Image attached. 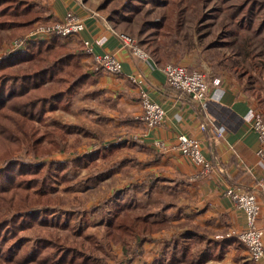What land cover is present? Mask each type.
<instances>
[{"label": "trees", "instance_id": "1", "mask_svg": "<svg viewBox=\"0 0 264 264\" xmlns=\"http://www.w3.org/2000/svg\"><path fill=\"white\" fill-rule=\"evenodd\" d=\"M151 1L148 0L153 4ZM237 1L218 6L214 11L226 10L231 17L229 24L221 23L226 26L227 35L247 39L240 32L243 22L249 21L247 28L250 29L252 19L264 3ZM141 2L101 0L98 8L106 11L111 21L117 19V25L122 11L140 12ZM155 5L162 10L158 20L144 21L147 28L155 30V35L165 27L171 29V25L179 28L187 10L198 11L202 20L205 17L200 0H155ZM45 8L43 0H0V47L5 37L8 40L22 37L35 23L48 22L50 14H44ZM263 24L262 20L252 29L254 37L260 35ZM65 39L53 35L47 40H33L24 49L13 50L0 60V264H133L142 242L168 223L165 203L137 211L130 208L135 189L141 185L128 189L129 195L125 193L128 185L114 189L106 198L111 208L100 220L102 236L85 231L89 226L86 220L89 210L80 211L81 218L72 220L76 210L59 217L55 209L58 206L53 197L56 180H68L70 171L82 169L88 171L85 180L97 182L119 166L116 163L109 169L97 166L96 160L103 157V147L62 162L42 159L56 150H65L68 146L63 140L69 133L81 132L86 136L89 131L85 126L54 119L47 123L50 128L45 134H39L35 126L49 112L68 109L76 92L94 82L95 71L80 62L86 53L84 44H71ZM256 98L257 106L264 112V95ZM96 166L98 170L94 169ZM69 185L68 188H73L74 183ZM36 223L69 228L74 238L37 233L29 239L22 234ZM201 238L193 228L179 232L152 261L144 264H207L209 259H219L225 245L205 240L200 246ZM118 243L122 244L123 253L119 259L111 255L113 245ZM111 256L113 263L108 261Z\"/></svg>", "mask_w": 264, "mask_h": 264}, {"label": "crops", "instance_id": "2", "mask_svg": "<svg viewBox=\"0 0 264 264\" xmlns=\"http://www.w3.org/2000/svg\"><path fill=\"white\" fill-rule=\"evenodd\" d=\"M43 2L50 14L49 21L60 20L67 11H73L82 17L84 29L76 35L79 41H88L94 54L111 52L121 62L118 73L93 67L94 82L83 91V99L82 95H76L75 98L97 102L103 116L111 119L121 130L128 129V133L120 135L126 138L124 142L111 145V149L118 148L122 152L125 148L131 149L132 155L123 157L121 163H118L123 167L130 163L133 172L132 177L129 180L126 178L123 183L125 186L128 181L138 183L135 185H141V188H136L135 191L143 190L146 200L152 197L157 200L162 198V203L166 204L164 212L168 223L142 242L140 253L135 255L132 263L152 261L164 244L176 234L193 228L203 237L199 242L200 246L205 240L225 245L222 256L207 260V264H264V252L256 263L248 259L246 247L234 235L245 226L244 212L223 194L227 187L254 192L260 205L258 223L263 231L264 247V183L262 187L259 186L263 172L256 155L259 141L249 122L242 119L249 109L259 108L256 95L250 89L241 87L228 74L219 71L217 77L221 79L222 93L219 99L203 103L193 100L187 93L167 84L162 71L164 64L152 58L148 61L140 60L123 47L119 37L113 33L116 30L111 28L110 21L103 14H93L95 7L89 4L93 1ZM98 10L102 12L99 8ZM96 38L102 39L100 44L95 43ZM65 41L74 42L68 39ZM92 59L93 54L89 53L81 64L92 69ZM182 61V65L188 70L208 68L192 56ZM211 77L213 76H209ZM141 89L151 101L164 109V119L157 127L147 129L142 122L134 119V115L141 110ZM101 101L103 104H100ZM116 120L120 123L115 122ZM218 121L225 125L226 131L222 138L216 139L211 137L210 127ZM201 124H205V130L200 128ZM178 134L200 141L201 152L212 167L206 175L194 176L199 167L175 147ZM158 142L163 147H159ZM116 170L117 168H113L107 173L115 172L117 175ZM107 173L103 179L109 177L110 174ZM155 190L162 191L158 197H154ZM148 208L150 207H145ZM113 251L118 256L117 259L123 257L122 244L113 245Z\"/></svg>", "mask_w": 264, "mask_h": 264}, {"label": "rangeland", "instance_id": "3", "mask_svg": "<svg viewBox=\"0 0 264 264\" xmlns=\"http://www.w3.org/2000/svg\"><path fill=\"white\" fill-rule=\"evenodd\" d=\"M91 1H93V3H88L91 6L94 5L95 8L92 12H97L96 16L103 14L102 16L110 21L112 29L132 38L136 45L154 61L162 64H183L182 60H184V58L189 59V57L192 56L198 59L199 63L203 66L208 67L205 70L198 68L192 70L203 71L208 77L219 76L217 73L222 71L228 74L231 79L236 80L241 87L249 88L256 96L259 94L264 95V39L262 38L264 36V24L260 28L261 31L258 37L253 36L252 30L259 22L262 20L264 21V7L261 8L255 18L252 19L253 21L250 29L247 28V25H250L249 21L246 20L243 22L244 24L240 32L247 35V39H244L240 37V35L233 37L231 34H226V26L224 27L221 24L222 22L224 24H229L231 21V17L226 14V10L214 11L216 7H223L225 4L230 5L236 0H200V4L204 7L203 12L205 13L203 20L201 19V14L199 18L198 11L192 12V10H187L184 19L181 20L182 23L179 28L176 29L173 25H171V29L165 27L161 30L159 35H155V30H150L147 28V25L144 24L145 22L152 23V21H157L159 18L162 10H160L161 7L155 5V0L151 1L153 4H150L148 0H139L142 1L140 12L133 13L132 10L125 9L121 12L120 18L118 17L119 24L117 25L115 23L117 19L111 21L106 11L99 12L98 8H96L101 0ZM259 1H261L262 4L264 3V0ZM135 4L137 5V2H135ZM43 6L45 5L43 4ZM113 7L114 6L110 8ZM196 8L198 9L199 5L196 4ZM43 12L47 15L48 9L45 8ZM247 22L249 24H247ZM34 25H36V23ZM17 38L20 37H15L10 40L6 39V37L4 38L0 47V60L3 56L11 53L9 49ZM65 38L68 39V41H74L73 44L78 45L80 43L75 35ZM154 49L157 50L155 51ZM88 55L89 53L86 52L80 59V62L86 60ZM91 64L92 69L93 67L96 69L101 68L100 63L94 59L91 60ZM248 79L250 84H247ZM89 86L90 84L80 88L75 96L78 95V97H81L82 95L83 99L85 97L83 91L88 89ZM75 96L68 109L57 108L45 115L43 120L36 122L35 126L38 129L37 131L39 134H45L49 130L48 128H50L47 123H51V120L54 119L65 124L74 123L82 127L85 126L90 132L88 131V135L86 136L81 132L69 133L67 139L65 136L66 140H63L65 146H68L65 150H56L43 156L42 159L62 162L72 160L79 155L90 151H96L103 147V157L96 160L97 166L100 169H109L111 167L110 165L120 163L123 157L132 155L131 149L125 148V150H123L124 152H122L118 148H109L111 143L114 145L120 144L121 141L124 142L126 138L120 135L128 133V129L123 128L121 130L111 119L103 116V111L99 108L97 102H86V100L83 101L82 99L75 98ZM100 104H103V101H101ZM258 109L261 110L264 115L263 110L260 108ZM140 115L141 110L134 115V119L142 122ZM115 122L120 123L118 120ZM1 165L0 162V167ZM97 166L94 169L98 170ZM116 173L118 174L115 175V172L107 173L110 174L109 177L93 182L85 180V177L88 176L87 170L78 169V172L70 171V173H68L69 176L71 175V178L68 180H56L54 182L56 190L53 192V197L58 205L55 209H57L59 217H64L65 212L68 213V211L74 209L76 210V214L72 216V220H76V218H81L80 211L89 210L88 212L90 215L86 218L89 226L85 231L102 236L104 230L100 220L105 211L111 208L110 204L106 203V198L111 195L114 189L122 188L126 185L123 183V180L126 178L129 180L132 177L133 172L130 163L125 167L119 165ZM70 183H74L73 188H68L70 187ZM135 184L138 183H129L128 181V188L125 192L126 195H129L128 189H131ZM140 190L141 189H137L135 191V196L129 205L131 209L137 211L144 207L155 208L162 203V198L160 200L158 199L159 201L153 197L152 199L148 198L146 200L143 196V190ZM161 192L160 190H155L154 197H158ZM121 201H123V203L125 202V196ZM37 233L66 237L68 240L74 238L69 228L45 226L39 223L34 224L31 228L22 232V234L29 239L34 237ZM111 255L118 258L114 251L111 252ZM113 259L114 258L111 256L110 259H108L109 263H113Z\"/></svg>", "mask_w": 264, "mask_h": 264}, {"label": "built area", "instance_id": "4", "mask_svg": "<svg viewBox=\"0 0 264 264\" xmlns=\"http://www.w3.org/2000/svg\"><path fill=\"white\" fill-rule=\"evenodd\" d=\"M97 15V12H93ZM84 29V21L82 17L73 11H67L60 20H51L41 22L34 25L23 37L17 38L10 52L13 50L24 49L33 40H47L53 35L67 37L78 35ZM116 36L121 40L122 46L127 48L131 54L140 60L148 61L149 55L139 48L135 41L129 36L113 30ZM102 39H95V43L100 44ZM86 52L93 54L95 61L100 63L101 68L108 72L118 73L121 69V62L114 53L105 52L102 54H94L92 45L88 41H83ZM162 71L168 85L174 89L187 93L191 99L200 103L208 100H218L221 93L220 77L213 76L209 78L203 71L188 70L184 65L178 63H167L162 66ZM141 115L140 119L147 129L159 126L164 119V109L156 102L151 101L147 93L140 90ZM243 121L249 122L250 128L257 134L259 147L256 151L257 163L260 166L263 177L259 182V186L264 183V115L257 108H252L243 116ZM210 127L212 138H222L226 127L218 121ZM200 128L205 130V124H201ZM159 147H163L158 142ZM175 147L185 156L191 163L197 165L199 170L194 176L206 175L211 170V163L206 160L201 152L200 141L197 138L178 134L176 137ZM223 194L229 197L232 202L240 208L245 215V226L242 230L237 231L234 235L246 247L248 259L256 263L264 252L263 247V231L259 226L260 205L256 200L254 192L242 190L235 187H227Z\"/></svg>", "mask_w": 264, "mask_h": 264}]
</instances>
